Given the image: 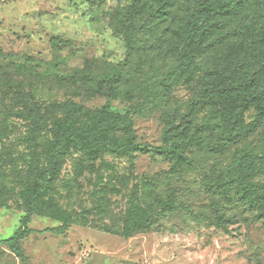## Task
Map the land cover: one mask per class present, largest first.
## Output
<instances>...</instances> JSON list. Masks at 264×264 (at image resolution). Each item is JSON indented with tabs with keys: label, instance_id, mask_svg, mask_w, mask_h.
<instances>
[{
	"label": "rangeland",
	"instance_id": "obj_1",
	"mask_svg": "<svg viewBox=\"0 0 264 264\" xmlns=\"http://www.w3.org/2000/svg\"><path fill=\"white\" fill-rule=\"evenodd\" d=\"M132 1L0 0V241L20 227L29 185L24 141L29 125L14 114L34 104L51 108L73 103L129 115L135 143L145 148L123 156L101 153L95 173L83 171L79 177L74 167H89L87 158L71 153L63 159L51 195L71 224L54 233L50 230L61 222L33 215L28 225L32 232L18 243L25 264H264V204L243 196L240 188L226 200L206 186L244 153L259 157L264 130L217 154L190 148L191 166L157 155L152 147L161 146L164 128L189 111L203 88L178 87L159 104L150 100L149 92L160 87L148 85L165 74L170 61L153 67L141 62L147 50L161 56V30L153 36L130 28L128 39L135 43L133 49L140 48L135 61L122 38L110 32L119 21L115 13ZM235 1L234 9L240 10L220 21L225 32L217 36L229 35L220 57L232 65L237 62L232 44L249 49L241 59H255L264 37L257 23L263 19L264 0ZM124 63L126 74L111 92L103 77ZM256 114L254 108L246 112L245 123L253 122ZM203 115L200 124L208 112ZM203 139L205 146L218 144L219 134ZM253 168L257 172L245 181L264 186V159H255ZM135 191L143 218L152 226L129 232L125 219ZM0 264L23 263L0 245Z\"/></svg>",
	"mask_w": 264,
	"mask_h": 264
},
{
	"label": "trees",
	"instance_id": "obj_2",
	"mask_svg": "<svg viewBox=\"0 0 264 264\" xmlns=\"http://www.w3.org/2000/svg\"><path fill=\"white\" fill-rule=\"evenodd\" d=\"M235 5V0H133L124 10L115 13L114 19L119 21L112 23L110 32L114 37L122 38L124 47L131 49L132 61L138 58L136 53L140 48L136 46L133 49L135 43L128 39L130 28L137 27L153 36L161 30L157 42L161 56L153 57L145 47L147 53L141 62L153 67L170 61L165 74H160L157 80L153 78L148 85L160 87L149 92L153 103H161L174 88H203L189 105V111L164 128L161 146L152 147L157 155L169 161L191 166L187 156L190 148H204L217 154L222 147L239 144L260 128L264 130V37L259 47L260 54L255 59H241L242 54L249 52L242 44L231 46L232 50L236 48L235 65L220 57L221 47L229 36L226 33L225 38H217L218 34L225 32L220 21L238 13L240 7L234 9ZM257 23L264 32V14ZM232 35L236 36L235 33ZM254 50L252 46L249 57ZM54 51L56 54L60 52L57 43ZM125 68L124 63L113 74L103 77L106 86L112 87L111 92L113 87H119V80L126 74ZM160 69L159 66L156 71ZM252 108L257 112L255 119L245 123L244 115ZM204 111L208 112V118L200 124ZM13 117L29 125L24 136L29 155L26 170L29 185L25 189V215L20 220V227L12 237L1 240L0 245L6 246L25 264L26 257L18 243L32 232L28 225L33 215L51 216L61 222L60 227L50 230L54 233H63L71 224V217L52 203L51 195V187L58 179L63 159L71 153L87 158L89 167L81 163L74 167V175L79 177L83 171L95 173L94 163L101 153L131 155L145 145L135 143L133 121L129 115L104 108L91 109L73 103L44 108L34 104L20 109ZM209 133L219 134L218 144L205 146L203 137ZM258 158L264 159V149L259 157L244 153L217 179L206 183L208 192L230 200L232 191L240 188L243 196L264 204V186L245 181L257 172L253 163ZM98 177L101 180V176ZM143 214L135 191L126 214V230L133 232L151 227L152 223H147Z\"/></svg>",
	"mask_w": 264,
	"mask_h": 264
}]
</instances>
